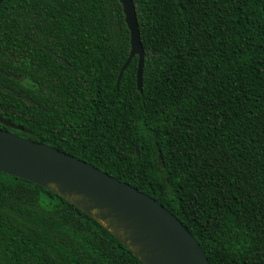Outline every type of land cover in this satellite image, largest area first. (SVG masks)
<instances>
[{"label": "trees", "instance_id": "obj_1", "mask_svg": "<svg viewBox=\"0 0 264 264\" xmlns=\"http://www.w3.org/2000/svg\"><path fill=\"white\" fill-rule=\"evenodd\" d=\"M0 6V129L78 158L164 206L210 264H264V0ZM138 152V153H137ZM0 264H144L56 193L0 173Z\"/></svg>", "mask_w": 264, "mask_h": 264}, {"label": "water", "instance_id": "obj_2", "mask_svg": "<svg viewBox=\"0 0 264 264\" xmlns=\"http://www.w3.org/2000/svg\"><path fill=\"white\" fill-rule=\"evenodd\" d=\"M5 1L0 0V6ZM120 2L131 52L117 86L138 57L137 89L142 93L144 48L137 13L133 0ZM0 124L22 130L3 118ZM0 173L41 186L73 203L115 234L144 264H210L197 239L159 202L55 148L0 129Z\"/></svg>", "mask_w": 264, "mask_h": 264}, {"label": "bare ground", "instance_id": "obj_3", "mask_svg": "<svg viewBox=\"0 0 264 264\" xmlns=\"http://www.w3.org/2000/svg\"><path fill=\"white\" fill-rule=\"evenodd\" d=\"M106 225V224H105Z\"/></svg>", "mask_w": 264, "mask_h": 264}]
</instances>
